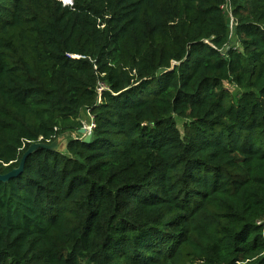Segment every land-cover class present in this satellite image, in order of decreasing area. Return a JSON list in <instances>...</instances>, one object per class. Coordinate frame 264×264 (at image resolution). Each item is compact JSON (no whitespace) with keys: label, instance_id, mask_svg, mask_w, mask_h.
<instances>
[{"label":"trees","instance_id":"16d2710c","mask_svg":"<svg viewBox=\"0 0 264 264\" xmlns=\"http://www.w3.org/2000/svg\"><path fill=\"white\" fill-rule=\"evenodd\" d=\"M84 111L0 181V264H264V0H0L1 174Z\"/></svg>","mask_w":264,"mask_h":264},{"label":"rangeland","instance_id":"374dc122","mask_svg":"<svg viewBox=\"0 0 264 264\" xmlns=\"http://www.w3.org/2000/svg\"><path fill=\"white\" fill-rule=\"evenodd\" d=\"M67 1L69 2L70 0H67ZM227 87L234 94H236L237 91H240V89L238 87H236L234 84L233 85L227 84ZM91 119L92 118L89 116L88 112L84 111L82 113L83 125L89 123L91 121ZM177 124L179 125L180 129L183 131V126H182L183 122L177 120ZM78 138L84 139V136L79 133V130L61 133L57 137V139L54 141V142H56V144L53 145V148H55L57 151H60L61 153H67V147H66L67 143L72 139H78Z\"/></svg>","mask_w":264,"mask_h":264},{"label":"water","instance_id":"95a60500","mask_svg":"<svg viewBox=\"0 0 264 264\" xmlns=\"http://www.w3.org/2000/svg\"><path fill=\"white\" fill-rule=\"evenodd\" d=\"M79 133L84 135V139H81V140H83L84 143H86V144L91 143L92 138H93V133H87V131H86V129L84 127L79 130ZM55 144H56V142H53L50 145H45V144L32 145L30 147L29 151L24 155L19 168L12 170L10 173H8L6 175L1 174V172H0V181L7 182V181H9L12 178L18 177L24 171L26 158L30 154L35 152L38 148H44V149L57 151L55 148H53V145H55ZM66 147H67V145H66Z\"/></svg>","mask_w":264,"mask_h":264},{"label":"built area","instance_id":"2783aa9c","mask_svg":"<svg viewBox=\"0 0 264 264\" xmlns=\"http://www.w3.org/2000/svg\"><path fill=\"white\" fill-rule=\"evenodd\" d=\"M63 1H64L65 4H72L73 3V0H70L69 2L67 0H63ZM103 89H104V87L102 89H100V90H103ZM83 127L86 129L87 133H93L94 129L96 128V123H95L94 119L92 118L91 121L89 123H87V124H84L82 126V128Z\"/></svg>","mask_w":264,"mask_h":264},{"label":"crops","instance_id":"0c3cea01","mask_svg":"<svg viewBox=\"0 0 264 264\" xmlns=\"http://www.w3.org/2000/svg\"><path fill=\"white\" fill-rule=\"evenodd\" d=\"M84 136V135H83Z\"/></svg>","mask_w":264,"mask_h":264}]
</instances>
